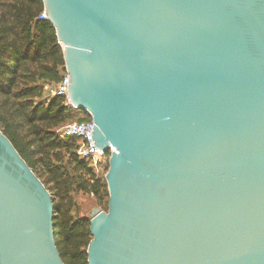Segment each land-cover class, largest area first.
<instances>
[{"label":"water","instance_id":"95a60500","mask_svg":"<svg viewBox=\"0 0 264 264\" xmlns=\"http://www.w3.org/2000/svg\"><path fill=\"white\" fill-rule=\"evenodd\" d=\"M69 99L115 148L89 264H264V0H43ZM0 131V264H65Z\"/></svg>","mask_w":264,"mask_h":264},{"label":"trees","instance_id":"16d2710c","mask_svg":"<svg viewBox=\"0 0 264 264\" xmlns=\"http://www.w3.org/2000/svg\"><path fill=\"white\" fill-rule=\"evenodd\" d=\"M43 0H0V131L50 192L54 233L65 264H89L91 218L77 216L75 194L93 197L108 211L105 170L97 175L78 155L80 141L59 130L90 121L64 97L46 98L48 87L67 74L63 46L49 20L40 19Z\"/></svg>","mask_w":264,"mask_h":264},{"label":"built area","instance_id":"2783aa9c","mask_svg":"<svg viewBox=\"0 0 264 264\" xmlns=\"http://www.w3.org/2000/svg\"><path fill=\"white\" fill-rule=\"evenodd\" d=\"M40 19L46 20L47 14L44 11ZM70 84V77L68 74L63 78V80L58 84H53L48 87L46 92V98L52 97H64L66 99V105L72 108L74 111L79 109L71 103L69 99V89L68 85ZM91 116L90 121H81L70 123L59 130V133L62 138H77L80 141V147L78 150V155L91 164L95 173L97 175L101 174L106 166L109 164L110 157L115 148L112 146L109 147L107 151L101 150L96 146L95 141L92 138L93 128L95 123L92 120V115L90 112H87Z\"/></svg>","mask_w":264,"mask_h":264},{"label":"rangeland","instance_id":"374dc122","mask_svg":"<svg viewBox=\"0 0 264 264\" xmlns=\"http://www.w3.org/2000/svg\"><path fill=\"white\" fill-rule=\"evenodd\" d=\"M74 199L77 204V216L91 218V214L96 208H99L98 203L93 197L82 193L75 194Z\"/></svg>","mask_w":264,"mask_h":264}]
</instances>
